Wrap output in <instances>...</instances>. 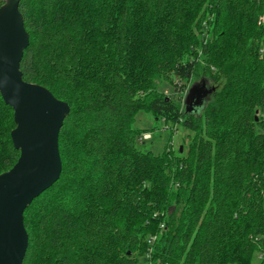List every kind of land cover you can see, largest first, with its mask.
<instances>
[{
	"label": "trees",
	"instance_id": "trees-1",
	"mask_svg": "<svg viewBox=\"0 0 264 264\" xmlns=\"http://www.w3.org/2000/svg\"><path fill=\"white\" fill-rule=\"evenodd\" d=\"M19 12L22 79L69 106L59 179L23 213L22 264H139L136 251L143 264H264V0H21ZM172 77L215 91L185 114L157 90L176 91ZM139 112L191 131L186 155L138 150ZM14 127L0 96V174L19 157Z\"/></svg>",
	"mask_w": 264,
	"mask_h": 264
},
{
	"label": "water",
	"instance_id": "water-1",
	"mask_svg": "<svg viewBox=\"0 0 264 264\" xmlns=\"http://www.w3.org/2000/svg\"><path fill=\"white\" fill-rule=\"evenodd\" d=\"M20 1L3 0L0 7V96L13 111L10 138L19 152L14 166L0 174V264L23 262L28 247L23 213L59 179L58 135L69 113L67 103L22 79L20 62L29 35ZM214 91L204 80L193 83L183 99L184 113H197Z\"/></svg>",
	"mask_w": 264,
	"mask_h": 264
},
{
	"label": "rangeland",
	"instance_id": "rangeland-1",
	"mask_svg": "<svg viewBox=\"0 0 264 264\" xmlns=\"http://www.w3.org/2000/svg\"><path fill=\"white\" fill-rule=\"evenodd\" d=\"M199 79L200 78L192 80V83H199ZM172 81L176 83L177 79L172 77ZM192 83L188 85H185L184 82L178 83V87L176 88V91H174V88L170 83L158 82L157 90L165 94V96L170 98V100H172L173 102L178 103L179 97H182V99H184ZM209 85V87H215L212 84ZM216 89H219V86H216ZM132 128L136 131L146 132L139 138L140 143H136V148L143 152H151L155 156L161 155L164 150H166L167 153L169 151H172L176 156L178 155V153L180 156H185L188 146L189 144H191V138L193 136V133L185 129L181 124L174 125L173 123L169 122L163 123L162 120L155 121V118L152 114H146L145 112H139L137 114ZM147 136H149V138L143 140V137L146 138ZM180 148L182 150L181 152ZM142 256L143 255L141 251H136L133 257L137 261V263L143 264L141 263L142 261H144V258ZM251 264L257 263L251 262Z\"/></svg>",
	"mask_w": 264,
	"mask_h": 264
},
{
	"label": "built area",
	"instance_id": "built-area-1",
	"mask_svg": "<svg viewBox=\"0 0 264 264\" xmlns=\"http://www.w3.org/2000/svg\"><path fill=\"white\" fill-rule=\"evenodd\" d=\"M257 25L260 27V28H262L263 29V31H264V15H261L259 18H258V21H257ZM261 52H264V43H263V45H262V50H261ZM149 138V136H147L146 138L145 137H143V140H146V139H148ZM155 238H153L152 240H154ZM262 257H259V259H261Z\"/></svg>",
	"mask_w": 264,
	"mask_h": 264
}]
</instances>
